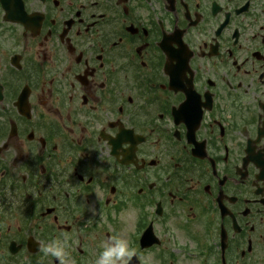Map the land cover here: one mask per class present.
I'll list each match as a JSON object with an SVG mask.
<instances>
[{
    "label": "flooded vegetation",
    "instance_id": "obj_1",
    "mask_svg": "<svg viewBox=\"0 0 264 264\" xmlns=\"http://www.w3.org/2000/svg\"><path fill=\"white\" fill-rule=\"evenodd\" d=\"M264 264V0H0V264Z\"/></svg>",
    "mask_w": 264,
    "mask_h": 264
},
{
    "label": "clouds",
    "instance_id": "obj_2",
    "mask_svg": "<svg viewBox=\"0 0 264 264\" xmlns=\"http://www.w3.org/2000/svg\"><path fill=\"white\" fill-rule=\"evenodd\" d=\"M40 251L45 256L54 258L58 264H69L65 246L57 241L43 245ZM134 255H136V251L129 246L127 240L119 237H108L95 260V264H130Z\"/></svg>",
    "mask_w": 264,
    "mask_h": 264
}]
</instances>
